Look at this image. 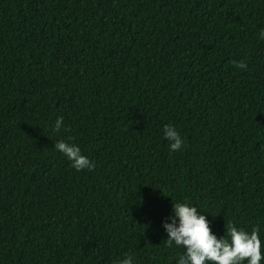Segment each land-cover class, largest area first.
<instances>
[{"label": "trees", "instance_id": "16d2710c", "mask_svg": "<svg viewBox=\"0 0 264 264\" xmlns=\"http://www.w3.org/2000/svg\"><path fill=\"white\" fill-rule=\"evenodd\" d=\"M261 30L264 0H0V264H177L176 202L264 264Z\"/></svg>", "mask_w": 264, "mask_h": 264}, {"label": "clouds", "instance_id": "9594fccd", "mask_svg": "<svg viewBox=\"0 0 264 264\" xmlns=\"http://www.w3.org/2000/svg\"><path fill=\"white\" fill-rule=\"evenodd\" d=\"M260 37L264 38V30H261ZM233 64L241 69L247 67L243 61H233ZM53 127L56 132H59L63 127V117H57ZM163 132L170 142V150L179 151L184 141L178 131L166 124ZM54 147L71 161V166L77 171L95 168V164L81 153L77 145L66 140H59ZM172 207L174 216L171 218V223L164 224L168 233L164 242L167 247H172L174 243L185 249L179 256L177 264H206V262L243 264L245 260L247 264H260L262 254L258 225L248 232L234 224H228L225 235L217 238L211 231L206 216L199 214L197 207L186 202L173 203ZM132 260L133 257L128 255L119 264H132Z\"/></svg>", "mask_w": 264, "mask_h": 264}]
</instances>
